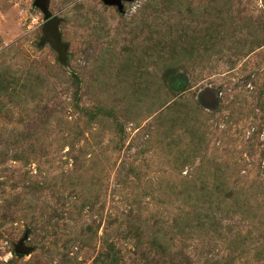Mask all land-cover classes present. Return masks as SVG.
Here are the masks:
<instances>
[{
    "label": "rangeland",
    "instance_id": "374dc122",
    "mask_svg": "<svg viewBox=\"0 0 264 264\" xmlns=\"http://www.w3.org/2000/svg\"><path fill=\"white\" fill-rule=\"evenodd\" d=\"M33 1L0 0V264H264V0H48L61 47Z\"/></svg>",
    "mask_w": 264,
    "mask_h": 264
},
{
    "label": "water",
    "instance_id": "95a60500",
    "mask_svg": "<svg viewBox=\"0 0 264 264\" xmlns=\"http://www.w3.org/2000/svg\"><path fill=\"white\" fill-rule=\"evenodd\" d=\"M110 1L117 2V0H110ZM33 3L41 11L45 19L44 22L41 23L42 37L57 44L58 47H61L62 45L59 42V34L56 29L57 19L53 16L49 17L50 14L47 10L48 0H34ZM26 251L27 249L22 247V240L21 239L18 240L16 246L14 247V252L24 253Z\"/></svg>",
    "mask_w": 264,
    "mask_h": 264
}]
</instances>
